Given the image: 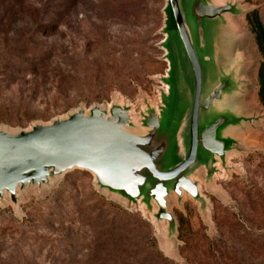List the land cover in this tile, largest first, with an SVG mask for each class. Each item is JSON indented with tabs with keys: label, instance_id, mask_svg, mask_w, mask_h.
Here are the masks:
<instances>
[{
	"label": "rangeland",
	"instance_id": "obj_1",
	"mask_svg": "<svg viewBox=\"0 0 264 264\" xmlns=\"http://www.w3.org/2000/svg\"><path fill=\"white\" fill-rule=\"evenodd\" d=\"M198 1L234 12L198 20ZM178 3L196 36L202 96L225 73L235 83L219 102L237 118L226 132L233 146L224 163L211 176L203 169L192 175L198 199L167 196L172 224L155 218L154 201L130 202L84 170L18 188L16 203L4 193L0 264H264L261 58L245 20L256 10L264 25V0ZM167 70L171 96L162 125L172 130L191 111L193 74L167 0H0V130L15 134L75 112L120 107L130 116L127 130L145 135L141 123L160 112ZM214 107L200 109V123L213 119ZM181 160L178 140H171L165 164Z\"/></svg>",
	"mask_w": 264,
	"mask_h": 264
},
{
	"label": "water",
	"instance_id": "obj_2",
	"mask_svg": "<svg viewBox=\"0 0 264 264\" xmlns=\"http://www.w3.org/2000/svg\"><path fill=\"white\" fill-rule=\"evenodd\" d=\"M167 1L193 74L189 115L172 130L162 125L164 101L171 96V87L166 83L170 74L168 67L164 79L167 89L161 95L160 112H151L141 123L148 130L145 135L127 130L131 125L130 116L120 107H112L108 113L100 108L91 109L89 115L75 112L66 119L35 125L15 134L0 130V197L7 193L16 203L18 188L46 184L50 177L75 169L90 172L100 187L130 202L154 201L158 207L155 218L169 224L173 223L166 207L170 193L178 197L182 193L193 199L200 197L198 184L192 181L191 175L197 167L203 166L207 176H211L218 161L224 163L232 140L224 138L222 133L237 121L232 112L214 111L212 120L204 117L200 123V109L205 114L211 112L223 94L234 91L235 85L232 76L225 75L202 96V68L193 47L196 36L186 26L178 0ZM233 12L231 5L215 7L207 1H198L193 8L198 20L211 21ZM198 33L201 46L205 48L204 33ZM167 40L166 36L163 45ZM198 49L205 62H213V58L204 55V50ZM171 140H178L183 160L169 166L165 160Z\"/></svg>",
	"mask_w": 264,
	"mask_h": 264
},
{
	"label": "trees",
	"instance_id": "obj_3",
	"mask_svg": "<svg viewBox=\"0 0 264 264\" xmlns=\"http://www.w3.org/2000/svg\"><path fill=\"white\" fill-rule=\"evenodd\" d=\"M245 20L247 23L248 31L253 37L254 44L261 58L257 72V95L260 105L264 107V25L261 21L258 11L256 10L246 14Z\"/></svg>",
	"mask_w": 264,
	"mask_h": 264
},
{
	"label": "crops",
	"instance_id": "obj_4",
	"mask_svg": "<svg viewBox=\"0 0 264 264\" xmlns=\"http://www.w3.org/2000/svg\"><path fill=\"white\" fill-rule=\"evenodd\" d=\"M230 73H225V75H229ZM224 75V76H225ZM235 84V83H234ZM228 93H230V92H226L225 94H223L222 96H224V97H227V94ZM219 102L220 101H218L217 103H215V107H214V109L216 110V112H225V110H223L221 107H220V105H219ZM216 104H218V107H216ZM213 109V110H214ZM232 125H229V126H227L224 130H223V133H222V136L224 137V138H228V139H231L229 136H227L226 135V132L230 129V127H231ZM232 140V139H231ZM232 146H233V142H232ZM199 169H203L204 171H205V173H206V169H205V167H203V166H199V167H197L195 170H194V172L192 173V175L193 174H195L196 172H197V170H199ZM192 175H191V179H192ZM207 175V174H206ZM192 181H194L193 179H192ZM194 182H196V181H194Z\"/></svg>",
	"mask_w": 264,
	"mask_h": 264
}]
</instances>
